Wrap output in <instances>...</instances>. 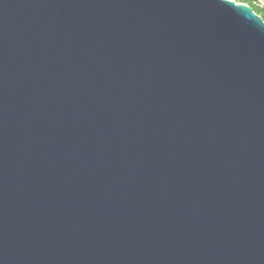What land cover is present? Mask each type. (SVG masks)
I'll list each match as a JSON object with an SVG mask.
<instances>
[{"label": "water", "instance_id": "obj_1", "mask_svg": "<svg viewBox=\"0 0 264 264\" xmlns=\"http://www.w3.org/2000/svg\"><path fill=\"white\" fill-rule=\"evenodd\" d=\"M0 264H264V20L0 0Z\"/></svg>", "mask_w": 264, "mask_h": 264}, {"label": "trees", "instance_id": "obj_2", "mask_svg": "<svg viewBox=\"0 0 264 264\" xmlns=\"http://www.w3.org/2000/svg\"><path fill=\"white\" fill-rule=\"evenodd\" d=\"M248 4L264 20V8L254 0H235Z\"/></svg>", "mask_w": 264, "mask_h": 264}, {"label": "rangeland", "instance_id": "obj_3", "mask_svg": "<svg viewBox=\"0 0 264 264\" xmlns=\"http://www.w3.org/2000/svg\"><path fill=\"white\" fill-rule=\"evenodd\" d=\"M264 8V0H254Z\"/></svg>", "mask_w": 264, "mask_h": 264}]
</instances>
